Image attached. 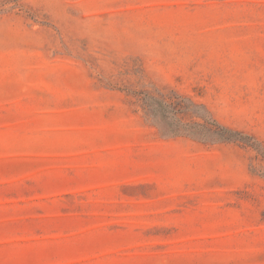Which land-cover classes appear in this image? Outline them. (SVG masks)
I'll list each match as a JSON object with an SVG mask.
<instances>
[{
  "label": "rangeland",
  "instance_id": "rangeland-1",
  "mask_svg": "<svg viewBox=\"0 0 264 264\" xmlns=\"http://www.w3.org/2000/svg\"><path fill=\"white\" fill-rule=\"evenodd\" d=\"M0 264H264V0H0Z\"/></svg>",
  "mask_w": 264,
  "mask_h": 264
},
{
  "label": "trees",
  "instance_id": "trees-1",
  "mask_svg": "<svg viewBox=\"0 0 264 264\" xmlns=\"http://www.w3.org/2000/svg\"><path fill=\"white\" fill-rule=\"evenodd\" d=\"M156 104H157V106L155 105L156 107H154V105L152 107L155 118L159 117L158 103ZM160 120H161L160 122L161 125H163L162 124L163 121L164 126L166 127L165 128L166 131L171 135L187 134L193 137H198V138L203 137L204 139H211L212 142H216V143L241 140V138L244 136L241 132L225 127L217 122L209 123L211 126H208V125H200V124L187 125L181 123V121L175 117L173 122L166 121L164 117L163 119H159V121ZM199 130H204V132L200 133L201 131Z\"/></svg>",
  "mask_w": 264,
  "mask_h": 264
}]
</instances>
